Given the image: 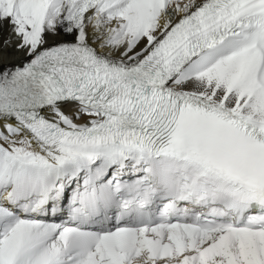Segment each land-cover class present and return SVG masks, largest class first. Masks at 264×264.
Masks as SVG:
<instances>
[{
  "label": "snow or ice",
  "instance_id": "snow-or-ice-1",
  "mask_svg": "<svg viewBox=\"0 0 264 264\" xmlns=\"http://www.w3.org/2000/svg\"><path fill=\"white\" fill-rule=\"evenodd\" d=\"M0 264H264V0H0Z\"/></svg>",
  "mask_w": 264,
  "mask_h": 264
}]
</instances>
